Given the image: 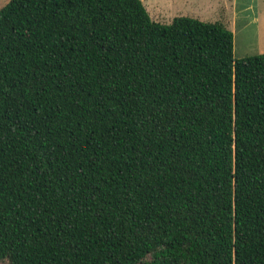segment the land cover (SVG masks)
<instances>
[{"label":"trees","instance_id":"16d2710c","mask_svg":"<svg viewBox=\"0 0 264 264\" xmlns=\"http://www.w3.org/2000/svg\"><path fill=\"white\" fill-rule=\"evenodd\" d=\"M0 264H264V54L141 0H10Z\"/></svg>","mask_w":264,"mask_h":264},{"label":"rangeland","instance_id":"374dc122","mask_svg":"<svg viewBox=\"0 0 264 264\" xmlns=\"http://www.w3.org/2000/svg\"><path fill=\"white\" fill-rule=\"evenodd\" d=\"M10 0H0V9ZM154 22L176 17L221 21L233 33L235 59L264 54V0H141Z\"/></svg>","mask_w":264,"mask_h":264}]
</instances>
